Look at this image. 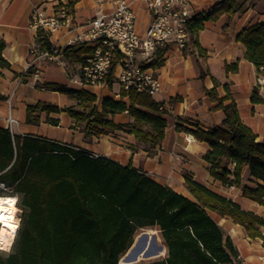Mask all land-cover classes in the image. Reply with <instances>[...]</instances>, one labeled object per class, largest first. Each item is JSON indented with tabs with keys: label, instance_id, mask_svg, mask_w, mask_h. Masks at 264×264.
Here are the masks:
<instances>
[{
	"label": "trees",
	"instance_id": "16d2710c",
	"mask_svg": "<svg viewBox=\"0 0 264 264\" xmlns=\"http://www.w3.org/2000/svg\"><path fill=\"white\" fill-rule=\"evenodd\" d=\"M76 1L67 2L70 11ZM242 10V0H219L192 15L186 26L191 50L202 55L197 35L205 22H215L222 16L231 19ZM48 35L37 31L35 42L41 51L51 48ZM235 41L244 47L245 59L264 75V23L242 29ZM3 49L0 40L2 68L8 67L2 58ZM92 53V48L82 45L62 48L63 56L76 63L84 62ZM166 53L165 48L157 49L146 67H160ZM113 69L114 63L108 86ZM236 70L237 63L225 66L226 72ZM213 84L205 94L215 104L213 110L223 113L222 122L214 128L196 126L187 131L208 147L203 159L213 179L240 189L242 197L264 205V144L256 142L255 134L241 121L227 87L225 95L219 97L214 79ZM47 87L69 96L74 105L61 108L39 102L27 106L26 124L39 123L42 113H65L81 127L85 138H91L124 128L111 117L127 113L132 122L126 128L136 141L154 148L164 137L166 112L147 94L120 91L118 99L104 97L97 106L96 96L88 91ZM250 101L261 102L256 89ZM45 120L57 123L56 119ZM89 154L0 128V181L20 196L21 209L12 250L0 253V264H118L136 229L145 227L158 230L166 253L162 259L138 264H233L236 250L213 215L239 225L248 238L260 239L264 249V217L243 210L190 176H184L188 193L184 196L137 169ZM244 169L249 183L242 182Z\"/></svg>",
	"mask_w": 264,
	"mask_h": 264
},
{
	"label": "crops",
	"instance_id": "0c3cea01",
	"mask_svg": "<svg viewBox=\"0 0 264 264\" xmlns=\"http://www.w3.org/2000/svg\"><path fill=\"white\" fill-rule=\"evenodd\" d=\"M68 1L0 0V40L4 43L2 58L8 63V67H0V94L4 97L0 100V128L8 127L7 119L10 117L15 121L12 134L45 138L110 159L122 166H130L184 196H188L184 187V176L188 175L200 185L230 198L243 210L264 217V205L242 197L240 189L226 188L210 176L209 165L203 159L208 147L195 140L187 131L196 126L214 128L222 122L223 113L213 110L215 104L205 94V90L214 87V79L217 81L215 89L218 96L223 97L226 93L224 88L227 87L241 121L255 134L256 142L264 144V75L245 59L244 47L235 41L237 33L242 29L264 23V0H242V12L231 19L222 16L215 22H205L204 28L197 35L202 55L193 49L185 52L169 49L163 64L152 68L160 82L159 92L152 98L162 104L167 119L164 137L154 148L136 141L129 134L126 126L132 120L127 113L111 117L115 124L124 125V128L91 138H85L81 127L65 113H42L39 123H25L27 106H35L39 102L61 108L74 105L69 96L53 91L47 85L88 91L96 96L97 106L104 97L118 99L115 95L119 89L114 82L102 87L72 83L79 76L81 63L66 59L65 65L60 66L43 57L31 61L28 48L36 40L34 30L28 27L31 9L37 6L44 15L51 16L60 3ZM131 1L135 31L142 35L150 23V15L141 0ZM189 1L190 13L194 15L219 0ZM113 8L109 0L101 3L99 0H77L71 9L72 24H83L97 11L107 13ZM76 34L75 30L62 28L49 34L48 39L51 45L62 49L66 40ZM233 63H237V70L226 72L225 66ZM34 73H37V81L32 78ZM253 89L258 91L260 103H251ZM46 117L56 119V125L47 123ZM241 177L243 183H249L246 169ZM213 219L236 250L237 257L233 264H264V249L260 239L248 238L242 227L229 219L216 215H213Z\"/></svg>",
	"mask_w": 264,
	"mask_h": 264
},
{
	"label": "built area",
	"instance_id": "2783aa9c",
	"mask_svg": "<svg viewBox=\"0 0 264 264\" xmlns=\"http://www.w3.org/2000/svg\"><path fill=\"white\" fill-rule=\"evenodd\" d=\"M102 1L99 0V3ZM109 1L114 6L112 11L107 13L97 11L93 17L80 25L72 24L71 11L67 3H60L55 14L51 16L44 15L39 7L34 6L29 14L28 27L34 30L35 36L40 30L48 34L62 28L75 30L77 34L67 39L65 46L82 45L92 48V55L81 63L79 76L72 80V83L88 87L105 86L114 63L111 82L117 84L119 92L133 90L152 97L159 92L160 82L152 68L146 67V64L153 58L155 51L164 48L179 52L191 50V37L186 28L192 16L190 1L141 0L150 15V23L142 35L135 31L132 1ZM28 53L32 56V62L39 57L60 66H64L66 62L62 49L53 45L49 50L41 51L34 42L29 46ZM32 78L37 81V73H34ZM115 97L119 98V93ZM7 123V129L12 134L15 121L8 117ZM0 192L10 194L12 191L0 181Z\"/></svg>",
	"mask_w": 264,
	"mask_h": 264
},
{
	"label": "rangeland",
	"instance_id": "374dc122",
	"mask_svg": "<svg viewBox=\"0 0 264 264\" xmlns=\"http://www.w3.org/2000/svg\"><path fill=\"white\" fill-rule=\"evenodd\" d=\"M10 194L5 192H0V195H14L17 198V217H18V228L21 224V209L19 207L20 196L13 191ZM154 231L155 233H151ZM13 244V242H12ZM12 250V246L8 251L0 250L1 254H8ZM143 252V256L141 260L137 261V257L139 254ZM164 245L162 243L160 234L157 229L145 227V228H137L132 239V243L128 250L119 258L118 264H138L141 262H149L158 259H162L165 256ZM155 257H152V256ZM152 257V258H151Z\"/></svg>",
	"mask_w": 264,
	"mask_h": 264
},
{
	"label": "bare ground",
	"instance_id": "6f19581e",
	"mask_svg": "<svg viewBox=\"0 0 264 264\" xmlns=\"http://www.w3.org/2000/svg\"><path fill=\"white\" fill-rule=\"evenodd\" d=\"M17 198L14 195H0V215L4 220L0 222V250L8 251L12 246V242L18 228ZM151 233H155L151 231ZM143 252L137 257V261L141 260ZM152 257H155L154 255ZM151 257V258H152Z\"/></svg>",
	"mask_w": 264,
	"mask_h": 264
},
{
	"label": "snow or ice",
	"instance_id": "6c2138e0",
	"mask_svg": "<svg viewBox=\"0 0 264 264\" xmlns=\"http://www.w3.org/2000/svg\"><path fill=\"white\" fill-rule=\"evenodd\" d=\"M3 220H4V217L0 215V222H2Z\"/></svg>",
	"mask_w": 264,
	"mask_h": 264
}]
</instances>
